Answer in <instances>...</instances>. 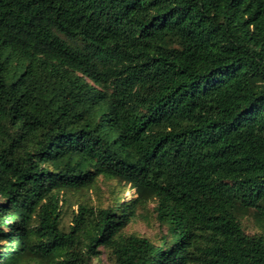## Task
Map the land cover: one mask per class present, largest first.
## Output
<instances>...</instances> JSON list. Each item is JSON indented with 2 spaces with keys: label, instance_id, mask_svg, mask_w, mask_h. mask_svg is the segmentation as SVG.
I'll list each match as a JSON object with an SVG mask.
<instances>
[{
  "label": "trees",
  "instance_id": "trees-1",
  "mask_svg": "<svg viewBox=\"0 0 264 264\" xmlns=\"http://www.w3.org/2000/svg\"><path fill=\"white\" fill-rule=\"evenodd\" d=\"M9 49L82 75L0 60V264H264V0H0Z\"/></svg>",
  "mask_w": 264,
  "mask_h": 264
},
{
  "label": "rangeland",
  "instance_id": "rangeland-1",
  "mask_svg": "<svg viewBox=\"0 0 264 264\" xmlns=\"http://www.w3.org/2000/svg\"><path fill=\"white\" fill-rule=\"evenodd\" d=\"M0 60L7 61L6 71L9 80L18 76L26 70V63L30 62L27 73L24 76L26 82L22 84V92L28 103L32 106L37 105L41 99H46L51 105H56L61 94L62 88L72 79L80 77L79 70L58 58L46 55H35L33 57L21 56L17 51L9 49L0 55ZM125 198L131 197L130 192L124 193ZM128 232H138L140 234L154 237L155 230L149 228L144 223H133ZM93 264H112L106 256L95 260Z\"/></svg>",
  "mask_w": 264,
  "mask_h": 264
}]
</instances>
